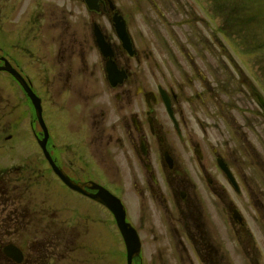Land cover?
Segmentation results:
<instances>
[{"label":"flooded vegetation","instance_id":"flooded-vegetation-1","mask_svg":"<svg viewBox=\"0 0 264 264\" xmlns=\"http://www.w3.org/2000/svg\"><path fill=\"white\" fill-rule=\"evenodd\" d=\"M76 1L84 7V16L72 19ZM171 2L176 5L173 0H99L95 11L85 0L61 5L41 0L34 44L44 62L49 60L46 69H40L41 78L47 74L65 100L54 101L55 111L41 95L40 76L37 86L8 51L0 52V65L8 60L41 97L49 133L46 147L56 167L90 193H97L93 187L99 184L121 198L141 240L133 264H264L254 235L261 234L264 249V106L259 100L260 95L264 98V75L255 77L257 85L246 71L238 79L228 76L213 53L208 63L206 53H192L182 42L175 53L165 36L168 27L188 22L169 21ZM210 2L215 8L219 4ZM226 8L224 20L233 30ZM116 12L126 21L131 50L119 37ZM96 29L110 54L99 47ZM199 33L196 44L202 41ZM160 45L166 53L156 51ZM44 46L45 54L39 49ZM2 72L36 113L23 85L11 72ZM35 121L39 173L61 181L45 154V131L37 114ZM210 128L223 144L211 139ZM236 153L244 156L243 164L237 160L240 166L234 164ZM220 159L235 176L237 189ZM252 162L262 169L252 172ZM11 168L0 170V264H53L57 252L66 259L73 238L38 224L32 229L27 206L21 203L25 191L18 195L9 183ZM234 192H245L247 198H235ZM250 206L259 214L251 215Z\"/></svg>","mask_w":264,"mask_h":264},{"label":"rangeland","instance_id":"rangeland-1","mask_svg":"<svg viewBox=\"0 0 264 264\" xmlns=\"http://www.w3.org/2000/svg\"><path fill=\"white\" fill-rule=\"evenodd\" d=\"M38 1L41 0H0V52L8 51L12 60L17 59L15 63L32 74L37 86L40 76L43 82L41 95L50 106L49 110L55 111L52 105H56L54 101L64 103L65 100L62 93L53 87L56 84L50 81L47 74L41 78L43 72L40 73V69L45 70L49 60L44 62L42 52L37 54V46L34 44L39 24L35 20L38 19L37 13L41 7ZM65 1L58 0L60 5ZM173 1L176 5L171 2L167 9L170 13L169 21L179 23L186 18L188 24L168 27L169 34L165 36L171 39L170 48L179 53L183 46L178 44L182 42L192 53L201 49L202 53H206L208 63L212 60L210 53H213L215 60H218L221 67H225L223 73L238 79L246 71L251 76L252 84L257 85L255 77L264 75V0H219L216 8L210 0ZM78 3L76 1L72 4L76 12L72 19L84 16V7ZM226 6L230 8L228 20L232 17L233 30L226 26L224 20ZM217 10L223 17H220ZM188 17L192 19V23ZM195 33L200 34L202 41L199 44H196L198 39ZM177 37L180 41H172ZM191 39L193 45L189 44ZM205 45L208 50L203 52ZM46 47L39 48L44 51L43 54ZM155 49L159 53H166L163 45L156 46ZM210 72H207L209 77ZM82 80H78V85ZM75 84L77 82L74 81L73 85ZM18 91L9 75L0 71V170L6 165L13 168L9 173V183L18 195L25 191L21 203L27 206V220L32 229H37L38 224L43 229L47 226L73 238V244H69L70 249L73 246V251L68 253L66 259H60V253L57 252L53 264H126L125 243L113 215L83 195L72 192L59 179L49 174L40 175L37 144L33 137L34 130L39 129L35 121L36 113L29 100ZM11 98L13 101L10 102ZM208 121L212 119L209 118ZM209 133L214 142L219 145L224 143L225 140L216 134L215 129L210 128ZM66 142L63 140L61 145L64 147ZM237 144L239 143H234ZM240 153H236L234 159V164L238 166V162L243 164L244 161V156ZM258 168L262 169V166L259 163L255 166L252 162L251 171L257 172ZM234 197L247 198L245 192L242 195L234 192ZM249 208L251 215L259 214L253 207ZM254 216H251L252 220ZM254 235L263 254L261 234L254 231ZM58 250H62L61 247Z\"/></svg>","mask_w":264,"mask_h":264},{"label":"water","instance_id":"water-1","mask_svg":"<svg viewBox=\"0 0 264 264\" xmlns=\"http://www.w3.org/2000/svg\"><path fill=\"white\" fill-rule=\"evenodd\" d=\"M88 5L90 6L91 9H97L98 8V0H86ZM116 22V27L118 29V32L122 39L125 42V46L130 49V42L128 38V34L125 28V23L122 20L121 16L115 15L114 18ZM98 41L99 45L101 46L103 52L108 55L110 54L108 52V46L105 44V40L103 39L102 36L98 35ZM0 69L3 70H8L10 71L25 87L27 90L28 94L32 98L35 106H36V111L38 118L45 130V138L42 142V145L44 146V150L46 152V155L49 159H51L49 152L47 151L46 148V141L49 136L48 133V128L46 126V123L43 118V112H42V105H41V99L38 97L35 92L32 90L30 87L29 83L23 78V76L16 70L14 69L8 62L6 63V66H1ZM111 72H113V69H110ZM221 166L225 168V164L223 162H220ZM54 169L58 173V175L61 177V179L73 190L79 191L81 193H84L86 195L91 196L92 198L104 203L115 215L117 223L119 225V228L122 232V235L124 237V240L126 242L127 246V257H128V264H132L133 258L139 254L140 249H141V242L140 238L138 236V233L136 229L126 220V209L124 205L122 204L121 200L113 195L110 191L105 189L104 187H99L98 193L91 194L89 193L85 185L81 183L75 182L72 178H70L63 170L58 169L54 164ZM226 169V168H225ZM12 256L16 257V252L14 250H11Z\"/></svg>","mask_w":264,"mask_h":264}]
</instances>
